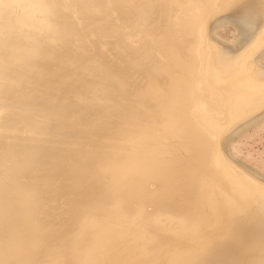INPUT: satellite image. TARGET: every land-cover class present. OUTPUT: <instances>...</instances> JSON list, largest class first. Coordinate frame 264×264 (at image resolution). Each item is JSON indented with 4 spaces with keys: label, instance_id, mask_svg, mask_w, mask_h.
Here are the masks:
<instances>
[{
    "label": "bare ground",
    "instance_id": "bare-ground-1",
    "mask_svg": "<svg viewBox=\"0 0 264 264\" xmlns=\"http://www.w3.org/2000/svg\"><path fill=\"white\" fill-rule=\"evenodd\" d=\"M263 118L264 0H0V264H264Z\"/></svg>",
    "mask_w": 264,
    "mask_h": 264
},
{
    "label": "rangeland",
    "instance_id": "rangeland-1",
    "mask_svg": "<svg viewBox=\"0 0 264 264\" xmlns=\"http://www.w3.org/2000/svg\"><path fill=\"white\" fill-rule=\"evenodd\" d=\"M231 28V26H225L220 33L229 39ZM236 146L237 150L234 149L236 153L264 169V118L241 134L237 138Z\"/></svg>",
    "mask_w": 264,
    "mask_h": 264
}]
</instances>
